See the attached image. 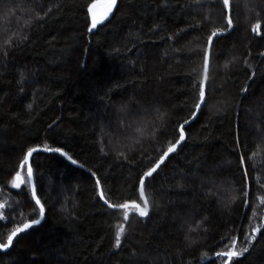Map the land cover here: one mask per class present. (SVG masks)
Returning <instances> with one entry per match:
<instances>
[{"label": "trees", "instance_id": "obj_1", "mask_svg": "<svg viewBox=\"0 0 264 264\" xmlns=\"http://www.w3.org/2000/svg\"><path fill=\"white\" fill-rule=\"evenodd\" d=\"M0 0V264H264V0ZM263 201V202H262ZM233 252L231 256L225 253Z\"/></svg>", "mask_w": 264, "mask_h": 264}, {"label": "water", "instance_id": "obj_2", "mask_svg": "<svg viewBox=\"0 0 264 264\" xmlns=\"http://www.w3.org/2000/svg\"><path fill=\"white\" fill-rule=\"evenodd\" d=\"M226 5H227V9H228V22H229V29L226 31H221V32H215L209 41L208 44V50H207V61H206V66H205V74H204V79H203V86H202V93H201V100L199 102V105L197 107L196 113L194 114V116L188 120L182 127H181V137L179 139V141L174 144L173 146H171L167 152L162 156V158L156 163V165L150 169L148 172H146L144 174V176L141 179L140 182V192H141V197L143 199L144 202V206H142L139 202H126L124 204L121 205H114L112 203H110L103 192L102 186L99 182V194L101 199L112 209L114 210H123V209H129V208H136L137 209V213L142 216L145 217L149 214L150 211V205L148 203L147 197L145 195V190H144V183L145 180L147 179V177H149L151 174H153L173 153H175L177 151V149L183 144V142L186 139V132H185V128L188 127L192 122L195 121V119L197 118L202 106L204 105L205 99H206V88H207V80H208V75H209V69H210V56H211V50H212V45H213V41L216 37L218 36H222V35H226L228 33L231 32L232 28H233V21L231 18V12H232V8H231V0H225ZM105 15H106V6L104 4L101 3H95L91 6V18H92V22H93V29L99 25L100 23H102L105 19ZM38 152H46V153H58L63 155L66 159H68L72 164L78 166V163H76V161H74L72 159V157L66 153L63 150L60 149H53V148H45V147H35L32 148L31 150H29V152L26 155V164H27V172L29 175V180H30V185H31V190H32V194L34 197L35 202L38 204V206L41 209V214L40 217L37 220L34 221H29L26 222L24 225H22L21 227L17 228L9 237L8 241L6 244H2L0 243V250L5 251V250H9L15 240V238L31 229L34 226L40 225L44 218H45V208L42 205L38 195H37V191H36V183H35V176H34V171H33V166H32V158L33 155L35 153Z\"/></svg>", "mask_w": 264, "mask_h": 264}, {"label": "rangeland", "instance_id": "obj_3", "mask_svg": "<svg viewBox=\"0 0 264 264\" xmlns=\"http://www.w3.org/2000/svg\"><path fill=\"white\" fill-rule=\"evenodd\" d=\"M95 3H101V4H104L106 6V15H105V19H104V21H105L109 18V16L111 15L113 10L115 9L116 4H117V0H96L93 4H95ZM4 206H5V202L0 201V219L5 218V215L3 214ZM263 213H264V211H263ZM232 254H233V252L225 253V255L228 257L231 256Z\"/></svg>", "mask_w": 264, "mask_h": 264}]
</instances>
